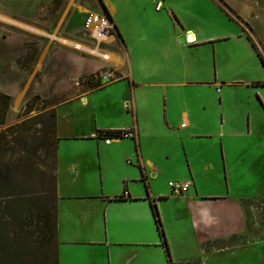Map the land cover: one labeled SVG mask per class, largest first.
Instances as JSON below:
<instances>
[{"label": "crops", "instance_id": "crops-1", "mask_svg": "<svg viewBox=\"0 0 264 264\" xmlns=\"http://www.w3.org/2000/svg\"><path fill=\"white\" fill-rule=\"evenodd\" d=\"M98 1V9L115 24L116 32L105 42L112 56L104 60L97 54L101 58L96 59L59 47L40 71L45 45L28 69L17 66L23 46L32 31L50 35L61 27L40 26L36 18L47 12L58 17L73 7L74 17L61 32L77 33L89 5L63 0L54 8L55 0H0V92L14 103L24 95L52 96L81 78L111 70L102 85L56 107L58 264H206L203 257L209 260L244 242L251 203L206 193L193 162L184 159L187 140L205 137L196 131L205 109L184 105V85L207 84L211 77L212 83L221 82L217 65L231 54L223 47L234 43L257 52L248 35L264 50V0H206L219 24L195 28L184 25L171 0H151L160 11L166 6L175 23L138 27L133 47L120 36L119 8ZM199 58L209 78L184 82L189 60ZM254 84L264 89L263 81ZM121 128H132L135 137H107ZM188 165L190 171L184 170ZM189 180L185 191L169 184Z\"/></svg>", "mask_w": 264, "mask_h": 264}, {"label": "rangeland", "instance_id": "rangeland-1", "mask_svg": "<svg viewBox=\"0 0 264 264\" xmlns=\"http://www.w3.org/2000/svg\"><path fill=\"white\" fill-rule=\"evenodd\" d=\"M79 1L86 2L91 13H103L100 8L98 9V0H75V2ZM108 1L115 9L119 8L117 19L120 36L123 42L124 40L127 44L130 42L131 47L138 43L136 42L138 33L135 34L138 27H163L175 23L176 16L172 17V13L167 11L166 6L160 11V8H156L157 5L153 4L151 0ZM171 2L181 15L179 19L181 17L187 27L195 28L199 25L219 24L212 20L215 15L212 14L206 0H171ZM72 8L61 13L58 17L47 12L36 18L40 26H44V24L51 26L54 23L55 27H61L59 30V27H56L60 32L47 35L39 31H32L33 33H30L31 40L23 46L22 56L26 57H21L17 61V66L24 69L31 68L35 58L28 60V56L34 51L37 56L44 45L45 52H48L44 54L45 60L37 67L43 71L48 56L59 47L61 49L74 48L96 59L101 58L86 48L74 47L73 44L78 42L94 45L82 29L77 33H68L63 28V32H61L62 27L74 17ZM63 40H68L70 43ZM256 44L264 55V50L258 43ZM232 45L234 47L231 49L222 48L223 51H231V54L228 59L220 61L217 65L221 82L212 83L211 77V82L207 84L184 85V105H189L195 111L205 109L199 122L201 127L196 130L204 134L205 137L187 140L188 152L184 151V159L189 157L193 162L198 177L203 181L206 193H213L219 197L227 196L236 201L242 199L251 203L247 207V223L250 230L246 231L244 242L213 254L209 260L203 257L204 263L264 264V107L261 101L264 99V89L254 84L256 81H264V65L257 52L250 53L244 49L245 47L242 49L239 45L235 46L234 43ZM101 47L109 50L105 43L101 44ZM187 50L191 49L187 48ZM189 56L191 57V54ZM190 63H192L191 60H189V69L187 70L189 75L184 77V82L192 79H206L210 75V71L206 72L202 59L199 58V61ZM109 71H111L109 68L103 69L100 76L102 77ZM116 75L114 73V76ZM80 80L79 83L74 82L73 87L46 97L53 100L48 105L37 99L33 102L32 109L27 110V100L35 95L27 99L24 95L15 103L10 101L5 124H0V132L7 133L8 146H13V149L11 148L7 152V160L15 162L21 157L24 160L29 157L34 165L45 170L46 174L54 173L55 159L51 145V142L55 140L53 135L44 132L42 125L37 120L29 122L32 125L30 127L29 124L26 125L24 130L13 127L15 129L13 133L9 132L7 128L24 121H30L38 114L46 113L50 109H56L59 103L84 90ZM0 94L4 93L0 92ZM55 99L58 100L55 101ZM13 138H17V140L12 142ZM208 163L213 167H207ZM184 170L190 171V166L188 165ZM36 181L37 179H33L23 162L18 175L19 188L26 193L21 205L22 217L20 220L11 221L6 225L8 233L13 239L12 247L18 252V257L12 264H40L39 259L46 252V247L52 238L53 202L49 193L52 182L46 179L43 186H34L33 182ZM159 184L164 185L163 178L159 180ZM34 190H45V193H39L41 191L35 194L27 193H32ZM55 198L57 202L56 191ZM2 211L5 219L9 220L4 205Z\"/></svg>", "mask_w": 264, "mask_h": 264}, {"label": "trees", "instance_id": "trees-1", "mask_svg": "<svg viewBox=\"0 0 264 264\" xmlns=\"http://www.w3.org/2000/svg\"><path fill=\"white\" fill-rule=\"evenodd\" d=\"M63 0H55L54 8L60 7ZM248 37L252 40L261 60L264 64V55L258 48L257 44L253 41L252 37L248 35ZM32 46L31 44H27ZM28 56V55H27ZM26 57V56H24ZM23 57V58H24ZM36 57V51H34L32 54L28 56V60H33ZM20 60V59H19ZM264 83V81H263ZM80 84H82L84 87V90L91 89L94 87H98L102 85V77L97 74H91L89 76H86L80 80ZM37 99H40L44 101L47 105L48 103H52V98H43L40 95H35L29 100H27V110H31L33 107V102ZM58 99H55L57 101ZM11 97L7 94H0V124H5V116L6 112L8 110V106L10 104ZM38 121L43 127V131L47 134L53 135L55 138L54 141L51 142V145L53 146V152H54V159H55V150H56V122H57V111L55 108L50 109L46 113L38 114L35 118H33L30 121H24L21 124H18L16 126H10L7 128L9 132L13 133V130H15L13 127H18L20 130L23 128L25 129V126L29 124V122L32 121ZM32 125V123L29 124V127ZM17 128V129H18ZM16 129V130H17ZM12 130V131H10ZM15 133V131H14ZM114 131H108L106 135H112L114 134ZM17 138H13L11 141H16ZM13 149L12 147L8 146V140H7V133L0 132V264H12L13 261H15L18 257V252L15 250V248L12 247L13 239L11 238L10 234L8 233V229L6 225L10 223L11 221H18L22 217V211H21V205L22 201L24 200V195L26 193L22 191L19 188L18 184V175L21 164L24 162V166L27 167L29 170V174L32 175L33 179H37V183L33 182V185H40L43 186L44 181L51 180L52 187L51 190H49L50 197L52 199V216H51V233L52 238L49 241L48 246L46 247V252L41 255V258L39 259L40 264H58V240H57V212H56V198H55V191H56V178L54 173L52 175L46 174L45 170L39 169L34 165V162L31 161L29 157L26 158V160L23 159V157L17 159L15 162L11 160L6 159V155L9 149ZM53 170H55V160L53 165ZM36 183V184H35ZM33 186V187H34ZM41 191L39 193H45V190H38ZM38 191H32L27 192L29 194H35L38 193ZM3 205L6 210L7 217L9 220L5 219L4 212L2 211ZM154 210L156 214V221L158 223V227L160 230V233L163 235L164 231L161 226V218L159 215V211L154 205ZM164 240L166 241V238L164 237ZM11 244V246H10ZM39 264V263H36Z\"/></svg>", "mask_w": 264, "mask_h": 264}, {"label": "built area", "instance_id": "built-area-1", "mask_svg": "<svg viewBox=\"0 0 264 264\" xmlns=\"http://www.w3.org/2000/svg\"><path fill=\"white\" fill-rule=\"evenodd\" d=\"M157 8H160V4H158ZM83 31L95 43L94 47L86 49L100 55L104 60H107L109 58V52L101 47V44L105 43L106 40L116 32L112 18L104 12H89L83 22ZM79 45L81 44H75L76 47H79ZM108 76L110 75H103L104 78ZM112 131L115 133L107 135L108 138H132L136 135L132 128H121ZM169 184L174 188H178L180 191H185L192 185V182L190 180L183 183L170 181Z\"/></svg>", "mask_w": 264, "mask_h": 264}, {"label": "bare ground", "instance_id": "bare-ground-1", "mask_svg": "<svg viewBox=\"0 0 264 264\" xmlns=\"http://www.w3.org/2000/svg\"><path fill=\"white\" fill-rule=\"evenodd\" d=\"M63 41L66 42V43H70L68 40H63ZM75 44H76V43H75ZM75 44H74V45H75ZM79 47H80V48H85V47H83L82 45H79ZM109 58H110V55H109Z\"/></svg>", "mask_w": 264, "mask_h": 264}]
</instances>
